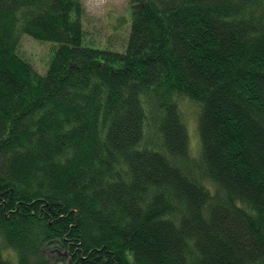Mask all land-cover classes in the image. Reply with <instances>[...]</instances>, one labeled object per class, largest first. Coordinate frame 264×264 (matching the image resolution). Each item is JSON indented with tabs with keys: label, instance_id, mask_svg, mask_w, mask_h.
<instances>
[{
	"label": "trees",
	"instance_id": "obj_1",
	"mask_svg": "<svg viewBox=\"0 0 264 264\" xmlns=\"http://www.w3.org/2000/svg\"><path fill=\"white\" fill-rule=\"evenodd\" d=\"M129 7L115 52L81 0H0V264H264V0Z\"/></svg>",
	"mask_w": 264,
	"mask_h": 264
},
{
	"label": "rangeland",
	"instance_id": "obj_2",
	"mask_svg": "<svg viewBox=\"0 0 264 264\" xmlns=\"http://www.w3.org/2000/svg\"><path fill=\"white\" fill-rule=\"evenodd\" d=\"M81 3L84 8L81 16L83 43L103 50L123 52L130 29L129 0H81ZM54 45L53 42L38 41L27 34H22L18 54L30 63L34 71L44 74L53 55ZM182 111L188 131L190 152L195 156L200 146L197 110L191 103L183 102Z\"/></svg>",
	"mask_w": 264,
	"mask_h": 264
}]
</instances>
